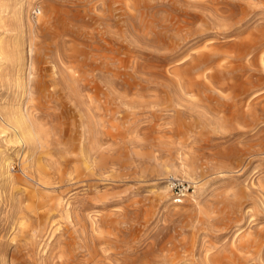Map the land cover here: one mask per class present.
<instances>
[{"label": "rangeland", "instance_id": "obj_1", "mask_svg": "<svg viewBox=\"0 0 264 264\" xmlns=\"http://www.w3.org/2000/svg\"><path fill=\"white\" fill-rule=\"evenodd\" d=\"M5 6L0 264H264V0Z\"/></svg>", "mask_w": 264, "mask_h": 264}, {"label": "built area", "instance_id": "obj_2", "mask_svg": "<svg viewBox=\"0 0 264 264\" xmlns=\"http://www.w3.org/2000/svg\"><path fill=\"white\" fill-rule=\"evenodd\" d=\"M194 188V182L182 178L172 177L169 180L170 197L175 204H180L190 192H193Z\"/></svg>", "mask_w": 264, "mask_h": 264}, {"label": "bare ground", "instance_id": "obj_3", "mask_svg": "<svg viewBox=\"0 0 264 264\" xmlns=\"http://www.w3.org/2000/svg\"><path fill=\"white\" fill-rule=\"evenodd\" d=\"M7 1V0H6ZM7 3V2H6ZM7 4H9V2L7 3ZM5 0H1L0 1V25L2 24V21H3V14H4V9H5ZM7 7H9V6H7ZM7 11V10H6ZM6 13V12H5ZM19 51V50H18ZM17 52V51H16ZM20 52V51H19ZM5 54V44H4V41H3V39L0 37V63H1V60H2V57H3V55ZM19 54V53H18ZM9 55H10V53H9ZM14 56V55H13ZM20 56V55H19ZM20 60V59H19ZM18 60V61H19ZM7 117V116H6ZM17 124L18 123H21V124H23L24 122V120L23 119H21V118H17ZM15 121V122H16ZM5 124H6V122H5ZM13 125V124H12ZM6 126V125H5ZM1 127H3V126H1ZM7 127H8V125H7ZM3 129V128H2ZM11 129V128H10ZM13 129V128H12ZM16 130V129H15ZM15 130H13V132L15 131ZM18 132V131H17ZM16 131H15V133H17ZM14 133V134H15ZM15 136H18L19 137V135H15ZM18 137H17V139H18ZM21 140V139H20ZM19 141V140H18ZM20 144H22V143H20ZM23 145V144H22ZM176 172V171H175ZM179 172V171H178ZM184 172V171H183ZM184 174V173H183ZM187 177H188V175H187ZM190 197H192V196H190ZM190 199V198H189ZM182 203V202H181ZM180 203V204H181ZM177 205H179V204H177Z\"/></svg>", "mask_w": 264, "mask_h": 264}]
</instances>
